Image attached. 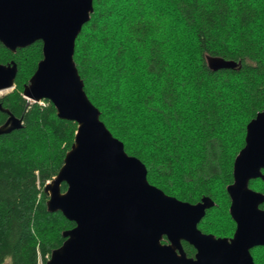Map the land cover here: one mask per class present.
Returning <instances> with one entry per match:
<instances>
[{
  "label": "trees",
  "instance_id": "trees-1",
  "mask_svg": "<svg viewBox=\"0 0 264 264\" xmlns=\"http://www.w3.org/2000/svg\"><path fill=\"white\" fill-rule=\"evenodd\" d=\"M93 6L74 61L101 120L145 162L150 182L184 200L215 201L201 229L233 236L227 186L247 124L264 111V0H93ZM209 56L240 64L212 70ZM42 58L40 40L16 52L0 42V63L18 67L16 87L0 104L23 119L0 133V264L46 263L75 225L48 208L44 187L63 165L78 123L59 117L50 100L24 97ZM8 117L0 108V124ZM249 185L264 192L262 177ZM183 243L194 254L193 244ZM252 253L264 264V245Z\"/></svg>",
  "mask_w": 264,
  "mask_h": 264
},
{
  "label": "water",
  "instance_id": "water-1",
  "mask_svg": "<svg viewBox=\"0 0 264 264\" xmlns=\"http://www.w3.org/2000/svg\"><path fill=\"white\" fill-rule=\"evenodd\" d=\"M94 10L93 0H0V42L13 52L43 42V58L24 90L28 102L50 100L59 117L78 123L64 163L45 184L48 208L75 221L63 244L45 264H257L251 249L264 245V192L249 185L264 179V111L247 124L245 145L234 160L227 186L231 238L203 232L199 222L215 204L166 193L148 179L145 162L100 118L88 98L74 61L76 39ZM212 70L236 68L240 61L209 56ZM17 63H0V91L15 85ZM0 133L21 127L9 109ZM65 191L61 190L63 182ZM167 237L169 242H163ZM183 240L197 251L187 255Z\"/></svg>",
  "mask_w": 264,
  "mask_h": 264
},
{
  "label": "rangeland",
  "instance_id": "rangeland-1",
  "mask_svg": "<svg viewBox=\"0 0 264 264\" xmlns=\"http://www.w3.org/2000/svg\"><path fill=\"white\" fill-rule=\"evenodd\" d=\"M117 23H120V20H119V22L117 21ZM15 87H16V84H15L13 87H11V88L1 90V91H0V96L5 95V94H7V93L13 91V90L15 89ZM32 102H33V101H30V102H28V103H32ZM39 102H40L41 104L45 103L44 100H41V101H39ZM49 182H51V179H50ZM66 188H67V187H66ZM61 190H62V185H61ZM65 190H66V189H65ZM65 190H62V191H65ZM48 258H49V257H48ZM39 264H45V262L43 261L42 258L39 259Z\"/></svg>",
  "mask_w": 264,
  "mask_h": 264
},
{
  "label": "flooded vegetation",
  "instance_id": "flooded-vegetation-1",
  "mask_svg": "<svg viewBox=\"0 0 264 264\" xmlns=\"http://www.w3.org/2000/svg\"><path fill=\"white\" fill-rule=\"evenodd\" d=\"M260 206H261V205H260ZM261 207H263V206H261ZM229 210H230V209H229ZM206 211H207V209H206ZM205 215H206V214H205ZM205 215H204V216H205ZM204 216L202 217V219L204 218ZM233 219H234V218H233ZM234 221H235V220H234ZM235 224H236V226H237L236 221H235ZM236 226H235V230H236ZM235 230H234V232H235ZM202 231H203V232H206V233H211V232H208L207 230H204L203 228H202ZM165 237H166V236H165ZM231 237H232V235L229 236L228 238H231ZM184 241H186V240H183L182 243H183ZM183 246H184V243H183ZM193 246H194V245H193ZM194 247H195V246H194ZM255 247H256V246H255ZM253 248H254V247H253ZM253 248H252V249H253ZM184 249H185V248H184ZM252 249H251V251H252ZM185 251H186V250H185ZM196 251H197V249H196V247H195V252H194V254L189 255L187 251H186V253H187V255H189V256H194L195 253H196ZM252 254H253V253H252ZM255 262H256V261H255Z\"/></svg>",
  "mask_w": 264,
  "mask_h": 264
},
{
  "label": "built area",
  "instance_id": "built-area-1",
  "mask_svg": "<svg viewBox=\"0 0 264 264\" xmlns=\"http://www.w3.org/2000/svg\"><path fill=\"white\" fill-rule=\"evenodd\" d=\"M41 101V100H40Z\"/></svg>",
  "mask_w": 264,
  "mask_h": 264
}]
</instances>
